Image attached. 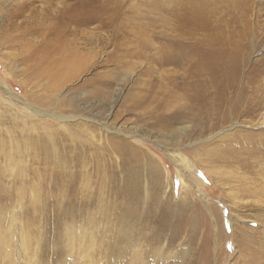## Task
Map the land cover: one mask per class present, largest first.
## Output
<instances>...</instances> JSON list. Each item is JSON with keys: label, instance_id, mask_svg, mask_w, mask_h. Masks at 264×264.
<instances>
[{"label": "rangeland", "instance_id": "obj_1", "mask_svg": "<svg viewBox=\"0 0 264 264\" xmlns=\"http://www.w3.org/2000/svg\"><path fill=\"white\" fill-rule=\"evenodd\" d=\"M200 1L0 0V82L44 112L0 87V264H264V206L231 208L200 162L247 156L233 171L260 186L264 126L198 141L228 122L169 117L161 86L191 47L238 64L234 100L264 110V0Z\"/></svg>", "mask_w": 264, "mask_h": 264}, {"label": "bare ground", "instance_id": "obj_2", "mask_svg": "<svg viewBox=\"0 0 264 264\" xmlns=\"http://www.w3.org/2000/svg\"><path fill=\"white\" fill-rule=\"evenodd\" d=\"M193 5H195V10H200L202 3L200 0H196V4L194 2ZM24 29L25 30H23L22 36L26 34V28ZM69 58L65 59V61L67 62L63 64H71ZM168 62V64L173 65V68H166V70L163 71L164 73H162V76H166L168 78V81H166L165 84H161V86H164V95L172 98L174 104L180 108V110L171 111L169 117L183 116L188 114H192L194 116L195 113L202 112L205 121H203L205 125H203L202 127H206L208 128V130H211L215 126L214 124H217V122L222 123L224 121H227L229 124L227 127H222L218 131L212 130L210 135L198 141L205 142L211 140L215 136L227 135V131L240 124L237 122L238 115H243L242 117H249L250 122L253 120H257L259 121L258 125L262 127L264 126V110L259 111L261 108L257 107L259 112H256L257 114H253L252 112V110H254V106H256L255 104L257 101L251 102L253 105L250 106L248 103L249 99L245 97L244 94H241L242 92L238 93L236 99L234 100L235 93H233V85L237 79L236 71L239 66L238 64L236 65L235 63L220 61L213 56L204 58L200 55V53H198V50H192L191 47L190 49H186L185 52H181L178 59L174 61L168 60ZM64 80H67L66 76L64 77ZM257 80V78L253 77L249 81L257 85ZM0 87H2L7 92V95L12 101L20 102L23 107H25V110L29 109L30 112L25 110L21 111L23 116L33 117V115H38L40 117V115L44 113L38 109L35 110L28 103L21 102V100L12 93L8 86L5 87L3 84H1V82ZM231 94H233V96ZM252 95H255V91L252 93ZM249 113L251 114L248 116L247 114ZM198 115V117H201V114ZM69 120L70 119L67 118V120L62 121L69 122ZM208 120L211 121V125L209 124L207 127L206 122ZM99 124L105 127L104 124ZM240 157L241 158H237L234 157V155L219 150L215 154L213 153V159L211 161H208L207 159H200V162H203L205 164L203 166V169L206 171V174L212 175L217 185H220L225 193L230 197L233 204L231 208H234L238 211L239 209L252 211L255 210L256 206H264V176H262L263 183L257 187L251 180H248V178L246 177L247 173H239L237 171H233V169L236 168L242 169L244 167H249V161L246 158L247 156ZM189 161V159L183 157L180 160V163H177V166L182 171L186 172L196 164L192 161H190L189 163ZM209 162H215V164H210ZM196 191L199 195H202L200 193L202 192L200 188H197ZM221 205L224 206L226 204L224 203ZM260 207L256 209H260ZM164 215L170 216L173 214H170L166 210L164 212ZM233 215L241 223L245 222L242 214ZM167 228V222L163 223V221H161V227H156V229L160 231V235L155 237V242L157 244L160 243V241L164 238L163 236H161L164 235V232H167V234L171 232L170 236L173 235L172 230L169 229L167 231ZM166 240L170 243L172 242V237L166 238Z\"/></svg>", "mask_w": 264, "mask_h": 264}]
</instances>
